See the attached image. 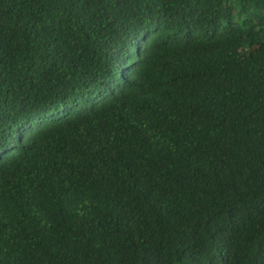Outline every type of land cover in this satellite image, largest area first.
<instances>
[{
  "label": "trees",
  "instance_id": "trees-1",
  "mask_svg": "<svg viewBox=\"0 0 264 264\" xmlns=\"http://www.w3.org/2000/svg\"><path fill=\"white\" fill-rule=\"evenodd\" d=\"M0 264H264V0H0Z\"/></svg>",
  "mask_w": 264,
  "mask_h": 264
},
{
  "label": "rangeland",
  "instance_id": "rangeland-1",
  "mask_svg": "<svg viewBox=\"0 0 264 264\" xmlns=\"http://www.w3.org/2000/svg\"><path fill=\"white\" fill-rule=\"evenodd\" d=\"M38 124H34V126H37ZM33 128H36V127H33Z\"/></svg>",
  "mask_w": 264,
  "mask_h": 264
}]
</instances>
